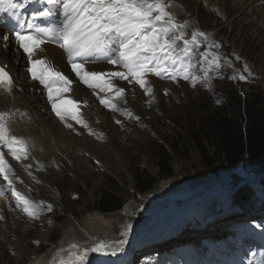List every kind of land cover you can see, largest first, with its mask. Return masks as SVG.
<instances>
[{"label": "rangeland", "instance_id": "374dc122", "mask_svg": "<svg viewBox=\"0 0 264 264\" xmlns=\"http://www.w3.org/2000/svg\"><path fill=\"white\" fill-rule=\"evenodd\" d=\"M167 2L177 21L186 24L179 30L185 39L191 40L193 32L207 35V39L197 37L199 44H190L188 52L184 51L183 41L176 42L174 54L183 62H178L175 70L181 74L188 70L197 76L196 86L182 76L173 81L149 74L152 94L147 95L139 88L141 98L136 107L133 88L139 86L135 82L105 77L114 86L112 92L88 88L102 115L110 120L109 129L101 118L86 111H72L81 115L79 118L87 125L85 129L96 133L95 136L83 134L82 139L71 133L81 141L78 144L76 139L61 138L62 152L56 150L49 155L53 161L52 172L40 166V178L36 182L26 183L22 177L15 178L25 192L24 198L31 200L30 208L43 213L42 205L47 203V207L51 205L50 212L58 217L45 228L48 223L43 218L49 211L43 216L40 214L39 220L35 213L16 217L14 208L6 206L17 223L10 224L9 219L0 216V225L4 228L0 233V264H29L39 255L38 251L41 255L49 253L59 245L70 226H77L89 215L101 214L97 207L100 193L112 181L118 184L126 199L125 205L133 200L150 212L126 238L124 245L130 243V264H159L161 257L154 253L164 255L166 264H190L189 259L194 260L191 264L196 259L200 260L196 264H211L214 260L223 263L258 252L249 241L264 247V230L249 229L264 217L257 211L264 204V185L260 184L264 183V176L259 173L241 181L242 184L236 183L235 177L244 174L235 172L238 168L229 169L224 158L216 153V142L209 130L215 112L223 103L240 106L244 114L248 109L254 113L264 110V0ZM179 46L182 53L178 52ZM216 58H219V68L210 63ZM167 67L174 66L169 62ZM205 69L210 70L205 72ZM241 76L245 79L241 80ZM115 87L125 89L123 98L116 97ZM101 99L111 100L119 111L106 107ZM70 117L71 127L83 126ZM201 145L208 162L201 154ZM61 153L68 155L73 164L56 176L58 164L54 158ZM34 154L45 156L46 152L36 150ZM162 155L170 156L173 177L160 175ZM23 166L32 168L31 161ZM243 166L248 168L247 164ZM144 173L155 177L158 184L141 193L137 176ZM172 179L176 185L169 191L154 194ZM242 191L252 195V199L249 211L240 213L238 204L246 196ZM123 209L107 216L121 214ZM232 212L239 220L243 218V224L230 220L228 215ZM5 228L9 229L8 233ZM6 235L11 238L10 243ZM255 235L261 236L260 241H255Z\"/></svg>", "mask_w": 264, "mask_h": 264}, {"label": "snow or ice", "instance_id": "6c2138e0", "mask_svg": "<svg viewBox=\"0 0 264 264\" xmlns=\"http://www.w3.org/2000/svg\"><path fill=\"white\" fill-rule=\"evenodd\" d=\"M30 3H38L43 7L34 9L32 22L25 23L17 14V10L25 9ZM5 4L7 7L0 8V12L11 10V14L16 17V27L9 31L19 49L26 54L30 64L27 71L33 81H38L47 90L52 110L62 121L65 120L64 105H78L63 97V93L70 91L72 81L47 58L37 56L34 59L37 50L43 52L42 45L46 43H58L67 52L72 71L89 88L112 92L113 84L110 80H105V77H110L128 83L135 82L145 94L151 95L153 89L147 79L149 74L173 81L182 76L184 80H191L193 87L196 86L197 76L188 70L182 74L175 70L178 62H183L174 54L176 42L183 41L184 51L188 52L190 44H199L197 37L207 39V35L204 32H193L191 40L185 39V34L179 30L184 29L186 24L177 21L169 10L171 5L167 0H24L23 3L0 0V5ZM58 14L64 17L60 27H42L36 23L40 20L51 21ZM9 40V35L0 34V42ZM112 45L117 47L113 48ZM3 46L7 47V44ZM98 53H103L106 63L118 66V69L109 72L87 69L85 65L89 62L88 58H94ZM113 53L117 55L113 56ZM204 59L207 60V57ZM218 59L210 62L217 68L220 67ZM169 62L174 66L172 69L167 67ZM209 70L205 69V72ZM240 79L243 80L245 77L241 76ZM14 86L7 65L0 64V94L11 96ZM115 94L116 97L123 98L125 89L115 87ZM100 102L113 111H119L109 99H101ZM123 114L131 116L130 112ZM9 118L8 111H0V144L10 150L13 159L17 161L21 158L27 159L26 142L11 135L8 127ZM72 119L87 127L83 121L77 119L75 113ZM16 146H19L18 150ZM11 171L5 153L0 151V174H3V178L8 180L10 185L8 173ZM14 194L26 205L30 203L19 193ZM48 210L51 211V205L48 206ZM24 211L28 212V208ZM127 228L130 229L131 225ZM121 235L127 236L128 231L125 230ZM118 243L123 246L126 240H120ZM71 248L76 249L77 245L72 244ZM109 249L112 255L116 254V248L112 244L98 242L91 249L84 250L82 254L68 260L61 259L60 264H88L89 251L107 254Z\"/></svg>", "mask_w": 264, "mask_h": 264}, {"label": "bare ground", "instance_id": "6f19581e", "mask_svg": "<svg viewBox=\"0 0 264 264\" xmlns=\"http://www.w3.org/2000/svg\"><path fill=\"white\" fill-rule=\"evenodd\" d=\"M22 1L24 2V0ZM32 4L37 5L38 3H30L28 4V7H33ZM38 5L42 6L40 4ZM169 10L172 12V6ZM55 18L57 27L62 26L64 21L63 15L58 14L55 16ZM52 23L53 19L48 21V25L53 26ZM4 44H7V47L3 46ZM112 47L116 48L117 46L112 45ZM115 54L116 53H113V56ZM103 55V53H98L95 54L94 58H88L89 62L85 65V67L92 71L102 72L117 70H111L108 68L109 65L101 62ZM37 56L40 58H47L58 70L63 72V74L72 81L70 89L71 94H67L63 97L65 100L73 101L78 106H74V104H66L64 105L63 110H66L70 107H81L85 109L87 114L105 120V124L108 126L107 129H109L110 120H107V117L102 115V112L96 104V101H94V98L92 99L91 94L88 93L87 86L84 85L81 87L79 82H77L76 76L72 71V66L69 63V56L67 52L65 50L63 51V49L60 51V49L45 47L43 52L37 53L34 57L37 58ZM0 60L4 65H7L9 70L12 72L15 84L13 94L11 96L7 94H0V111H8L10 113V118L8 121L10 133L11 135H15L26 142L25 145L29 148L27 159L31 161L32 168L27 169V167L23 166L24 162L27 163V160L24 158L20 159L23 164H20V160L17 161L12 157L10 158L11 160H14V163L20 164L15 165L14 168L15 171L26 181V183L36 182L39 180L38 178H40V176H38V172H40V166H44L46 172H52L53 161L49 159V155H51L54 151L56 152V150L62 152L59 149L61 138L72 139L73 137L71 133L81 137L83 134L95 136L96 133L90 129L80 131L77 128H63L62 125L57 122L62 120L52 110V104L48 100L47 95L42 93L41 88L43 86L40 85L39 82L33 81L32 79L28 80L25 77L26 73L22 69L24 66V54L21 53L15 45H13L12 41H8L6 43L0 42ZM106 78L113 79L110 77ZM122 86L125 89H128L125 84ZM133 89L135 90L133 96L134 99H136V107L139 104L141 92H139V87L137 86H134ZM58 102H60L59 97ZM97 136L99 135L97 134ZM101 138H103V134L101 135ZM73 139L75 140L76 138ZM87 141L89 140L86 139V142ZM79 142L81 141L77 140L75 143L78 144ZM36 150L46 152V157L42 155H35L34 152ZM56 155L57 157H55L54 160L56 159L55 163L58 164V172L56 173V176H58L59 172L62 173L61 171H64V167H68L71 165V163L73 164V162L71 159H69L68 155L66 156L63 153ZM60 164H63V166H60ZM174 181L175 180L173 179L166 181L158 188L159 192L156 191L154 194H160L163 193V191H169L170 188L174 186ZM0 190H2L4 193H7L6 188ZM148 195V197H152L151 194ZM6 199L7 201L14 200L11 195L7 196ZM5 205L7 206L6 202ZM5 205L0 203L2 217L9 219L10 224L11 221L16 224L17 221L14 222V218H12V212L8 213ZM15 211L16 214L14 215H16V217L22 216L20 211L17 209ZM48 211L49 210H47V212ZM149 213L150 212H147L144 210V208L142 209L141 206L133 200L130 203L127 202L123 209V213L116 216H107L114 213H93L94 215H89L88 219H82V221L77 226H70L69 230L64 233V237L60 239L59 245L53 248L49 253L41 255V251H38L37 254L39 255H35L37 257L32 259L29 264H60L61 259L68 260L76 255L82 254L84 250L91 249V247H93L98 242L112 244L116 248V254L112 255L111 249H109L107 254L103 252L89 251L88 264H114L113 258L117 256L120 260L124 261L122 264H129L128 247L130 246V243L121 246L118 242L120 240H126V238L131 235L130 230L132 228H136L138 224L144 221L145 218L148 217ZM231 215L233 216L231 220H235L237 217L235 216V213L232 212L230 213V217ZM55 216L56 215L52 214L50 211L46 216H44L43 220L46 222L45 224L48 223L45 228L49 227L50 224H54ZM128 225H131L130 229L127 228ZM5 226L9 227L8 225ZM0 228V233H2L1 231L4 230V228L1 225ZM5 230H7L6 233H8L9 229L5 228ZM125 230L128 231V235L122 236L121 233ZM6 236V240L10 243L11 238L8 237V235ZM72 244H76L77 248L72 249ZM0 245H2L1 242Z\"/></svg>", "mask_w": 264, "mask_h": 264}, {"label": "trees", "instance_id": "16d2710c", "mask_svg": "<svg viewBox=\"0 0 264 264\" xmlns=\"http://www.w3.org/2000/svg\"><path fill=\"white\" fill-rule=\"evenodd\" d=\"M212 138L216 142V153L222 156L228 168L240 171L241 174L264 173V110L257 113L248 109L242 113L240 106L235 107L230 103H223L215 112L209 129ZM201 154L208 162V155L201 145ZM160 175L162 177H173L171 159L168 155H162ZM248 165L245 168L243 165ZM211 167V165H207ZM243 166L241 169L240 167ZM252 169V170H251ZM236 171V172H237ZM158 184V180L150 175L140 174L137 176V188L141 193L151 190ZM244 198L249 195L246 191ZM97 207L100 213L107 214L121 211L126 199L115 181H112L106 189L100 193Z\"/></svg>", "mask_w": 264, "mask_h": 264}, {"label": "water", "instance_id": "95a60500", "mask_svg": "<svg viewBox=\"0 0 264 264\" xmlns=\"http://www.w3.org/2000/svg\"><path fill=\"white\" fill-rule=\"evenodd\" d=\"M252 170V169H251ZM237 170H235V172H236ZM253 172H255V176H257L259 173H261V172H259V173H256V172H258V171H256V170H254ZM253 174H248L247 176H244V175H240L239 177L238 176H236L235 177V182L236 183H240L241 181H243V180H248L249 178H253V176H254ZM264 176V175H263ZM240 184H242V183H240ZM240 186V185H239Z\"/></svg>", "mask_w": 264, "mask_h": 264}, {"label": "clouds", "instance_id": "9594fccd", "mask_svg": "<svg viewBox=\"0 0 264 264\" xmlns=\"http://www.w3.org/2000/svg\"><path fill=\"white\" fill-rule=\"evenodd\" d=\"M261 174H263V175H264V173H261Z\"/></svg>", "mask_w": 264, "mask_h": 264}]
</instances>
